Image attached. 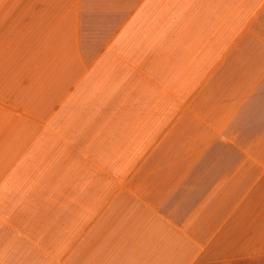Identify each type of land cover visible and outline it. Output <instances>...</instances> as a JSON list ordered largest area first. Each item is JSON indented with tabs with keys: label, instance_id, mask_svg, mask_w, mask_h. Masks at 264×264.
<instances>
[{
	"label": "crops",
	"instance_id": "0c3cea01",
	"mask_svg": "<svg viewBox=\"0 0 264 264\" xmlns=\"http://www.w3.org/2000/svg\"><path fill=\"white\" fill-rule=\"evenodd\" d=\"M0 264H264V0H0Z\"/></svg>",
	"mask_w": 264,
	"mask_h": 264
}]
</instances>
